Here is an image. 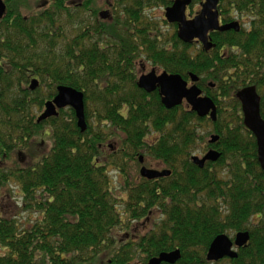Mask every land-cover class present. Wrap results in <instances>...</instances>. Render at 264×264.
Returning a JSON list of instances; mask_svg holds the SVG:
<instances>
[{"label": "trees", "instance_id": "obj_1", "mask_svg": "<svg viewBox=\"0 0 264 264\" xmlns=\"http://www.w3.org/2000/svg\"><path fill=\"white\" fill-rule=\"evenodd\" d=\"M173 1L112 0L105 22L91 11L94 0H3L0 160L22 155L44 127L52 144L35 165L0 168V189L15 181L23 210L40 217L22 227L0 215V264H148L176 250L175 264H264V173L235 98L254 87L264 121V0H219L222 23L242 18L245 28L211 33L208 52L182 43L175 25L148 14ZM200 2L191 0L189 14ZM140 60L184 80L197 77L216 105V121L188 108L167 110L157 91L138 89ZM32 79L39 81L34 91ZM58 86L83 94L84 133L71 109L36 123L35 111ZM116 134L120 149L103 158V144ZM211 136L218 137L212 145ZM199 147L219 158L200 169L191 160ZM139 156L160 162L170 175L125 180L115 191L107 168L122 174ZM154 215L147 234L126 238ZM244 232L249 239L235 259L206 260L215 237Z\"/></svg>", "mask_w": 264, "mask_h": 264}, {"label": "water", "instance_id": "obj_2", "mask_svg": "<svg viewBox=\"0 0 264 264\" xmlns=\"http://www.w3.org/2000/svg\"><path fill=\"white\" fill-rule=\"evenodd\" d=\"M219 0H202L200 11L191 20H186L185 11L191 0H175L173 4L164 11V18L169 24L177 25V38L183 43L193 41L202 45L205 51L213 48L209 39L212 32H226L240 30L238 22H231L226 25L219 24L217 12ZM6 5L0 0V19L4 16ZM106 15V13H105ZM197 79L191 76V81ZM38 86L37 81H31L30 90ZM137 87L145 93L150 94L158 89L161 103L165 109L170 110L179 106L183 101L191 108L198 118H209L214 122L216 119L215 105L209 98L202 97L196 86L187 88V83L178 75H169L165 72L156 75L154 71L139 77ZM236 98L240 102L243 123L245 128L253 135L256 141L257 161L264 173V121L260 117V98L254 87L242 89L236 93ZM71 108L77 120L76 126L83 133L86 130L84 117L83 94L70 87H57L56 96L44 104V112L37 119V123L45 121L50 117H57V111L64 108ZM217 138H213L210 143H214ZM219 154L214 151L208 152L201 160L193 158L192 161L199 168H202L206 161L215 162ZM140 162L142 158L139 159ZM169 171L156 172L141 168V177L147 180H155L169 176ZM249 239L248 233H238L234 242L225 235L217 236L210 244L206 256L207 261H219L225 257L235 259L237 257L233 247L241 248L246 245ZM180 259L179 251L160 254L157 258L149 261L148 264H175Z\"/></svg>", "mask_w": 264, "mask_h": 264}, {"label": "rangeland", "instance_id": "obj_3", "mask_svg": "<svg viewBox=\"0 0 264 264\" xmlns=\"http://www.w3.org/2000/svg\"><path fill=\"white\" fill-rule=\"evenodd\" d=\"M46 1L50 2V0H46ZM66 1L71 2L74 0H66ZM79 1L82 2L85 0H79ZM108 2H109L108 5H105L103 3V0H94V2L91 5V11L95 12V16L97 18L99 17V14L104 11H109V15L111 14L112 11H111L110 5L112 3V0H108ZM192 9L194 12H196L199 10V7L194 6ZM163 13H164V9H154V10L148 11V14L151 15L152 17H155L156 20L158 21L164 20ZM239 20H242V24L245 21L242 18H239ZM103 21L105 22L108 21V18ZM243 27L245 28V25H243ZM162 29L165 32L170 31L169 27H162ZM152 69L153 67L149 63L140 60L135 65V75L138 78L142 75H146L150 73ZM39 110L40 109H37L35 111L37 116L40 114ZM205 130L208 131V128H205ZM33 141L31 144L28 145V147L25 149V151L22 153L19 159L17 155L12 154L8 156L6 160L5 159L0 160V168L13 171V169H16V167L18 166L23 167V166H28L32 164L35 165L37 162H39L43 154H48L51 144H52L50 128L44 127L43 130L40 131L39 134L33 138ZM119 142H120V138L116 134V137L113 140L109 141L108 143L103 144L104 145V148H102L103 158H108L110 154H115L116 150L120 149ZM45 145L47 146V148H44ZM108 145H110L109 149L107 148ZM200 148L201 147H199V151L195 153L194 156H197V157L203 156L204 153L202 152V150L200 151ZM202 148L203 150L205 149V147H202ZM143 166L145 168L154 169L157 171H160L164 168L161 163L156 162L154 160H150V158L145 159ZM139 169H140V165L138 164V161L126 162L125 176H123V174H120L113 167L109 166L107 168V173H108V177L110 178L112 182L114 190L116 191V187L119 188V186H122L125 180H127L129 184L137 183L139 179V175H138ZM0 215L4 218L16 219L19 225H21L22 227H25L27 223L31 224L36 219L40 218L38 214L33 213L32 211L23 210L22 192L20 191V188L15 181L9 182L6 187L0 189ZM155 215L152 216V219L150 220H145L139 224H136L132 229L127 231V234L131 235V237L134 236L138 238L147 234L153 227L152 221L155 220L156 218ZM229 237L231 238L232 236H229ZM0 254H1V250H0ZM137 261L138 260H136V263Z\"/></svg>", "mask_w": 264, "mask_h": 264}, {"label": "flooded vegetation", "instance_id": "obj_4", "mask_svg": "<svg viewBox=\"0 0 264 264\" xmlns=\"http://www.w3.org/2000/svg\"><path fill=\"white\" fill-rule=\"evenodd\" d=\"M238 22L240 23V25L242 26V20H238ZM151 71H154L155 72V74L156 75H159L162 71L161 70H157V69H152ZM150 71V72H151ZM136 76V75H135ZM143 76V75H142ZM141 77V76H140ZM196 78V77H195ZM136 79H137V81H138V79H139V77L137 78L136 77ZM197 80L195 81V82H192L191 81V76H190V78L188 79V80H185V82L187 83V86H196L197 88H198V83H199V79L198 78H196ZM212 88H213V86H212ZM199 89V88H198ZM155 91H157L158 93H159V91H158V89L157 90H155ZM154 91V92H155ZM199 91L201 92V90L199 89ZM153 93V92H152ZM151 94V93H150ZM201 96L202 97H204L203 96V94H202V92H201ZM214 103V102H213ZM183 104H185V105H183ZM176 107H183V108H188V109H190L191 110V108L185 103V102H183L182 104H180L179 106H176ZM175 107V108H176ZM174 109V108H173ZM171 110V109H170ZM192 111V110H191ZM193 112V111H192ZM202 119V118H201ZM204 119H208V118H204ZM108 148H110V146L108 145L107 146ZM146 158H150V157H144V158H142V161L140 162V160H137L138 161V164L140 165V169L143 167V168H145L144 166H143V164H144V161H145V159ZM150 160H154V159H152V158H150ZM155 161V160H154ZM157 162V161H156ZM160 163V162H159ZM205 163H207V162H205ZM164 168L162 169V170H160V171H157V170H154V169H148V168H146V169H148V170H154V171H156V172H162V171H165L167 168H165V166H163ZM140 169H139V171H138V175H139V179H138V181H141V179H143V180H146V179H144V178H142L141 177V175H140ZM123 174V176H125V172L124 173H122ZM128 237V236H127ZM129 237H131V235H129ZM131 238H138V237H131Z\"/></svg>", "mask_w": 264, "mask_h": 264}]
</instances>
